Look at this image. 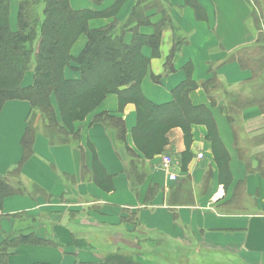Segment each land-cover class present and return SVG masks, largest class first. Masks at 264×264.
<instances>
[{"label": "crops", "instance_id": "crops-1", "mask_svg": "<svg viewBox=\"0 0 264 264\" xmlns=\"http://www.w3.org/2000/svg\"><path fill=\"white\" fill-rule=\"evenodd\" d=\"M11 2V26L16 29L18 0ZM114 2L71 0L76 9L98 12L106 11ZM136 2L126 0L116 16L105 13L90 19V27L100 28L115 19L124 22ZM166 6L176 25L162 32L158 53L149 44L143 46L150 63L142 92L154 103L164 104L174 99V88L188 75L198 82L190 90V98L194 104L213 107L219 134L230 152L231 177L226 183L220 181L209 130L203 123L193 124L189 143L182 127L172 128L165 147L147 155L133 136L138 123L136 103L122 105L119 96L110 93L97 109L76 123L80 129L76 144L53 145L42 130L38 134L35 153L22 169L28 190L5 197L0 215L43 214L46 223L39 222L44 223L40 232L50 234L62 246L23 244L10 256L12 264L92 261L100 258L95 252L102 251L99 236L127 238L134 234L150 237L155 253H175L171 258L175 264H208L204 260L213 256L215 264H264V107L251 99L239 115L228 120L221 110L224 96L214 107L202 84L210 77L212 65L222 83L217 93L224 88L236 94L245 90V96L256 98L259 80L252 79V70L232 59L242 48L258 44L253 5L249 0H171ZM150 13L157 15L155 10ZM141 31L153 33L155 28L146 25ZM132 38L129 32L126 41ZM180 38L183 46L170 71L166 60ZM86 42V35H81L72 54L77 56ZM65 74L69 78L80 76L79 70L71 66ZM32 77L28 72L26 84ZM30 112V102L19 99L8 100L0 108V177L8 175L23 158L22 138ZM99 113L123 119L124 140L117 137L112 125L95 121ZM240 145L246 149L245 155L253 157L250 165L241 159ZM165 154L174 159L176 181L170 180L162 168ZM260 155L261 163L257 160ZM96 159L109 177L102 166L96 167ZM209 171L213 174L206 184ZM35 185L44 193L34 192ZM68 213L73 220H67ZM14 224L13 219L5 220L1 228L9 233ZM80 235L89 243L96 240L93 250L74 247V238Z\"/></svg>", "mask_w": 264, "mask_h": 264}, {"label": "trees", "instance_id": "trees-1", "mask_svg": "<svg viewBox=\"0 0 264 264\" xmlns=\"http://www.w3.org/2000/svg\"><path fill=\"white\" fill-rule=\"evenodd\" d=\"M125 1L115 0L109 9L98 12L90 8L76 9L71 0H18L17 29H13L12 2L0 0V108L11 99L26 100L31 104L27 128L22 138L23 158L8 175L0 177V207L5 197L27 192L22 169L25 161L35 153L36 139L41 130L53 145L76 144L80 136L76 123L97 109L110 93H116L122 105L130 101L136 103L138 123L133 136L136 144L147 155L165 147L168 132L172 128L182 127L189 143L193 124L203 123L209 130L208 137L212 141L215 160L219 165L220 181L226 183L231 177L230 152L219 134L213 107L194 104L190 98V90L198 86V82L188 75L186 80L174 88V99L164 104L154 103L142 92V81L150 63V58L144 55L142 48L149 44L158 53L162 32L169 26L175 27L172 13L166 6L171 0H137L124 22L115 19L100 28L90 27V19L96 16L105 13L116 16ZM249 2L254 8L253 21L260 32L258 44L242 48L232 59L252 70V79L263 80L254 92L257 93L256 98L244 96L242 92L245 90L236 94L224 88L217 93L222 83L212 65L210 77L202 82L214 107L219 105L218 100L224 96L221 110L228 120L239 115L251 99L250 102L264 107V13L260 12L264 8V0ZM195 6L199 9L196 2ZM152 10L157 15L150 13ZM146 25L154 26L155 31L142 32L141 28ZM129 32L133 33L131 42L126 41ZM83 34L86 35L87 42L81 52L74 56L72 48ZM182 46L183 39L180 38L167 57L166 66L170 71L174 69L175 56ZM68 66L78 69L80 76L67 77L65 70ZM188 69H191V64ZM30 71L33 74L32 81L25 84L24 80ZM37 115L43 120L41 125L35 121ZM96 120L112 125L117 137L125 139L126 126L122 118L99 113L95 116ZM234 133L236 135L235 131ZM244 150L246 149L240 145V157L250 165L253 157L250 159ZM262 159L263 155L257 157L259 163ZM97 165L102 166L96 159V167ZM102 172L108 176L103 166ZM212 174V171L208 172L206 184ZM33 191L44 193L36 185ZM39 218V213L29 212L0 215V264H12L10 256L16 254L23 244L62 246L50 234L45 235L39 231L36 223L44 222ZM10 219L15 220V224L8 233L1 228V223ZM82 240L75 237L74 247L93 250L90 243ZM142 255L144 254L138 251H115L96 260H79L78 263L156 264L143 260Z\"/></svg>", "mask_w": 264, "mask_h": 264}, {"label": "rangeland", "instance_id": "rangeland-1", "mask_svg": "<svg viewBox=\"0 0 264 264\" xmlns=\"http://www.w3.org/2000/svg\"><path fill=\"white\" fill-rule=\"evenodd\" d=\"M258 6H259V4H258ZM260 12H261V14H262V12L264 13V8L262 10L260 9ZM17 14H18V11L15 13L16 17H17ZM262 17L264 18L263 14H262ZM17 19H18V17H17ZM261 24H262V21L260 22V25ZM256 80H259L258 85H259V83L263 82V80L261 81V79H256ZM24 83L26 84V80ZM245 93H246V91H244V94H243L244 96L246 95ZM35 121L37 124H40V125L42 124L41 122H43V120L40 119L39 115H37V117L35 118ZM40 215H41V218H39V220H43L44 223H46V221L42 218L43 214H40ZM66 216H67L68 221L73 220V218L71 219V217H72L71 213H68ZM44 223L39 224V222H38V223H36V226L37 227H43ZM39 231H41V230H39ZM99 237H101L100 243H102V245H101L102 251H97V252L94 251L95 253L99 254V256H103L104 254L115 252V251H123V252H127V253H132V252L134 253V252L138 251L139 253L144 254V255H142V258L145 261H149L152 263L154 262L156 264H175V262H173L171 260V258L174 257L173 255L175 253L174 254L170 253L169 255H167L165 250L159 251L158 253L153 252L155 246H154V243L151 242V238L148 236H144L142 234H134L131 236L128 235L127 238L120 236V235H116L115 237L111 236L110 238L108 237L109 239L104 238L103 236H99ZM80 239H83L82 241H87V238L86 237L84 238V236H81V235H80ZM98 239H100V238H98ZM93 240H95V238H93ZM95 241L90 243L92 245V247H90L91 249L95 247V245H96ZM118 241L122 242V245L120 244L118 246ZM160 257H162L163 259ZM176 257H177V254H176ZM215 257L216 256H213V258L205 259L204 262L206 261V262H210L208 264H215V261H216Z\"/></svg>", "mask_w": 264, "mask_h": 264}, {"label": "built area", "instance_id": "built-area-1", "mask_svg": "<svg viewBox=\"0 0 264 264\" xmlns=\"http://www.w3.org/2000/svg\"><path fill=\"white\" fill-rule=\"evenodd\" d=\"M203 154H199V156H202ZM174 159L171 155L165 154L162 157V168L165 170V172L168 175V178L172 181H176L178 179L177 173L174 171Z\"/></svg>", "mask_w": 264, "mask_h": 264}]
</instances>
